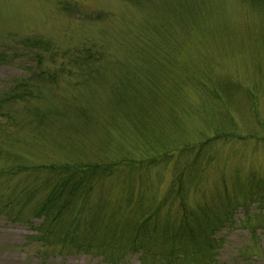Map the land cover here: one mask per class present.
I'll list each match as a JSON object with an SVG mask.
<instances>
[{"label":"rangeland","instance_id":"obj_1","mask_svg":"<svg viewBox=\"0 0 264 264\" xmlns=\"http://www.w3.org/2000/svg\"><path fill=\"white\" fill-rule=\"evenodd\" d=\"M182 202L210 247L64 238ZM171 258L264 264V0H0V264Z\"/></svg>","mask_w":264,"mask_h":264},{"label":"trees","instance_id":"obj_2","mask_svg":"<svg viewBox=\"0 0 264 264\" xmlns=\"http://www.w3.org/2000/svg\"><path fill=\"white\" fill-rule=\"evenodd\" d=\"M82 183L83 182L80 181V184L77 183V185L81 186ZM183 203L184 202H182L181 205V213L184 214L181 220L182 222H180L179 225H177V221L171 224L169 218L164 220L160 219L159 214L161 213L159 210H150V212H147L150 214L147 215H138L137 212L132 213L136 214V216L129 214L123 219L132 218L130 224H126L123 219L118 218V215L113 214L118 212L111 213L107 219L102 218V214L99 212L100 215L93 218H99V221L96 222V220L92 219L87 225L90 226L89 229L80 230V227L77 225V235H75L74 232H71L67 235H64V238L70 237L71 241H76L77 239V243H75L77 249L80 251H89V249L97 248L98 251L102 252L103 249H109L110 247L115 246L118 247V251H123L125 248H129V250L140 251L142 253H151L149 249L145 250L144 248L145 244L146 248L147 244H150L153 246V249L155 248L156 251V253H154L153 250L152 255H157L159 257L158 260L162 258L161 256L165 257V253H168L167 255H172V257L178 256L176 254L178 250L182 248L181 245H189L191 248H196L197 245L203 243L205 240V246L210 247L208 244L210 235L206 230V224L203 221L205 215L202 212H192L193 215H189L188 212L182 208ZM45 205H42L38 209L40 213L46 212V209H51L48 203L47 206ZM227 206L233 208L231 200L228 202ZM218 213L221 214L220 212ZM111 217L119 220L117 221V224L113 225L110 222L100 223V221L109 220ZM99 226H105V228H101ZM98 229L101 230L98 231ZM147 229L149 230L147 234L148 241L146 242L143 238L142 240L141 237L135 238V236H133V239H130L126 238L125 236V232L129 231L138 233V235L141 236L147 232ZM83 232L84 235L82 234ZM100 236L103 239H100ZM93 241H96V243L93 244ZM177 246L179 248H176ZM193 254H198V252L195 250ZM164 257L162 259H165ZM172 259L173 258L166 260L167 263L171 264V262H174ZM179 259L180 258L175 259V261Z\"/></svg>","mask_w":264,"mask_h":264}]
</instances>
